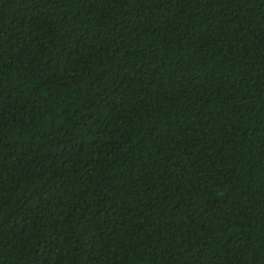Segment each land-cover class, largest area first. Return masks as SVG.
Masks as SVG:
<instances>
[{"label": "trees", "instance_id": "16d2710c", "mask_svg": "<svg viewBox=\"0 0 264 264\" xmlns=\"http://www.w3.org/2000/svg\"><path fill=\"white\" fill-rule=\"evenodd\" d=\"M0 264H264V0H0Z\"/></svg>", "mask_w": 264, "mask_h": 264}]
</instances>
